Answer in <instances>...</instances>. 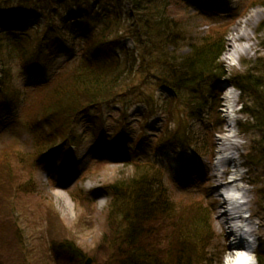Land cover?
Returning a JSON list of instances; mask_svg holds the SVG:
<instances>
[{
    "label": "trees",
    "instance_id": "obj_1",
    "mask_svg": "<svg viewBox=\"0 0 264 264\" xmlns=\"http://www.w3.org/2000/svg\"><path fill=\"white\" fill-rule=\"evenodd\" d=\"M189 5L187 0H0V88L8 75L9 62L18 59L34 75L43 69L44 62L65 58L60 51L70 52L60 65H50L54 70L50 82L35 87L26 85L29 93L24 92V100L29 101L31 113L29 129L40 153L50 150L54 139L68 142L77 116L90 108L107 102L131 104L133 101L150 104L152 110L157 108L144 91L145 85L163 91V108L170 109L179 101L188 118H193V109L196 116L201 108L207 107V113L215 111L219 100L214 96L213 84L225 75L220 64L225 50L221 41L224 30L212 29L198 44L184 40L186 33L173 17L171 8ZM262 31L264 22L258 33ZM121 36L128 38L129 43L121 42ZM180 41L189 48L184 54H180ZM260 44L264 50V37ZM245 72L234 79L242 93L243 112L254 126L264 130V56ZM3 97L9 96L4 93ZM244 125L250 128L242 132L251 131V123ZM186 127L187 120L179 122L175 139L184 146L190 141L191 146L193 141ZM170 136L171 133L157 141L164 142ZM258 155L263 157L264 151ZM135 159L131 166L140 173L136 181L128 189L117 181L111 185L113 201L119 204L116 210L119 224L110 228L108 245L105 235L102 238L100 248L107 251V256L101 264H201L200 248L194 247L195 239L190 240V232L181 227L180 222L185 220L171 216L172 207L150 197L153 165L148 160ZM7 161L10 160H0V171L5 170ZM36 161L32 157L31 164L35 165ZM26 177L27 181L20 177H0V264H6L3 246L7 251L14 240L21 247L20 230L3 218L19 197L27 196L24 192L32 184L30 175ZM158 204L159 208L155 209ZM47 219L49 229V219L58 220V217L48 208ZM155 219L162 221L161 226H151ZM190 220L187 223H194ZM167 227L168 233L164 231ZM151 232L156 238L150 239ZM51 242L56 250L58 243L52 239ZM63 243L64 258L58 259L56 250V260L52 262L62 264L71 252L72 257L80 258L77 264H83L84 253L74 244ZM18 250L15 252L20 256ZM93 258L98 259L95 253ZM48 260L51 261L49 255ZM258 263L264 264L262 248ZM17 264L23 262L17 258Z\"/></svg>",
    "mask_w": 264,
    "mask_h": 264
},
{
    "label": "rangeland",
    "instance_id": "obj_2",
    "mask_svg": "<svg viewBox=\"0 0 264 264\" xmlns=\"http://www.w3.org/2000/svg\"><path fill=\"white\" fill-rule=\"evenodd\" d=\"M199 1L207 7L206 11L209 15H203L192 9L185 11L179 6L176 8L172 6L173 17L186 32L184 40L194 44H198L202 39L208 37L207 33L214 22L229 24L221 38L225 50L220 58V64L224 65L223 71L226 73L224 79L235 82L234 79L237 80L235 77L246 73L245 71L254 65L256 66L258 58L264 56V50L260 48L264 31L257 34V29L264 20V0H245L246 5L253 1L247 10L240 7L241 1L244 0ZM13 8H15L14 4ZM243 33V37L234 42L233 37ZM121 42L129 43L128 38L124 36H121ZM179 45L182 51L180 54L189 51L185 42L180 41ZM229 45H233L235 48L247 47V50L237 59H229L226 55ZM177 54L179 55V52ZM50 63L51 61L48 62V64ZM7 68H9V71H6L8 75L3 79L2 87L9 97L3 99V96H0V160L8 158L10 161L6 162L5 170L0 171V177H20L22 181H27L26 175L29 174L32 185L27 188L28 191L24 192L27 196L19 197L12 204V209H7L8 213L3 218L4 222L7 220L11 222V227H18L21 240V247L14 240L7 251L4 250L6 246H3L2 252L6 264H17V258L23 264H54L52 261L56 260L57 252L58 259L64 258L66 254L63 241L74 244L84 253L85 257L82 258V263L87 257L93 258L94 253L98 259L95 261L93 258L91 264L104 263L107 251L100 248L102 238L105 235L107 243L111 236L110 228L119 224V218L116 216L118 201H113V191L106 187L117 181L128 189V186L132 185L140 175L133 170L131 165H128L125 156L135 152L138 132L143 129L146 131H144L143 152L140 153L141 160H149L155 167L156 171L151 172L154 175L151 181L157 183L163 192L156 193L154 199H157L158 202L165 196L178 209H182L187 204V198L195 195V192L204 195L210 211L208 212L206 206L204 209L193 212L178 211L181 219L185 220V223L180 222L181 227L190 232V240L195 239V248L196 245H201V264H222L225 256L222 250L225 249V243H230L232 238L229 237L224 241L223 235L227 230L221 231L217 225V214L213 211L214 205L211 200L215 199L217 195L209 178L215 172L213 165L216 161L213 158L216 155L218 143L221 142L219 138L223 137V132L229 130L225 121L227 113L224 108L217 111V117L214 114L209 115V112L204 114L202 109L196 116V110L193 109L191 116H196V119L188 118L185 107L180 106L179 101H176L170 109L169 107L163 108L161 105L164 100L159 99L163 97V91L160 89L155 91L154 87H150L151 85H145L144 91L151 96L150 101L157 107L153 117L149 118V121L151 120V122L148 121L149 126L143 127L140 123L134 122V116L145 111L146 106L143 104L141 107L135 106L137 108L127 109V113L130 114L127 118L129 124L124 128L121 142L112 143L110 139L105 138L101 144L100 139H91L88 137L89 129L92 130L94 125H101L105 137H108L112 131L118 130L115 119L120 117V113H117L116 110L122 108V105L116 102L109 103L104 105L101 110L89 111V115L81 114L78 117L75 133L79 135L82 132L81 134H83L86 130L79 146L72 147V150L67 149L68 147H61L64 149L62 153H58L56 156L51 154L52 157L42 161L39 166L32 165V157L39 155L40 151L36 147L33 136L25 127V120L29 121L25 104L17 105L12 100L16 96L24 98V85L31 81L14 61L9 62ZM225 85H228V88ZM231 86L232 84L228 81L214 86L215 93H220L222 104H224ZM6 100H12L8 102V105L11 106L13 113L3 111L4 105L7 103ZM168 109L171 111L170 113ZM13 116L16 118L14 121H12ZM214 117L217 118V124H220V135L218 131H216L217 134L213 131L211 121L214 120ZM240 117L237 118L239 124L236 125L235 130L238 131L244 148L243 163L248 171L246 181L251 184L248 185L252 190L250 194L251 207L253 206V210L257 212L253 223L264 224L263 215L259 213V211H264V196H258L261 193L260 190L258 191V187L264 191V156L258 155L264 151V130L254 126L255 124H252V120L246 115ZM89 119L93 121L92 126L88 123ZM178 119L183 122L187 120L186 132L190 134L195 149L202 155L197 156L192 149L188 150L190 141L186 143V146L181 144L185 149L182 152L177 149L179 145L173 142L174 144L166 143L154 153L153 147L156 138L163 137L165 139V135L174 133ZM143 123L145 125L144 121ZM247 123H251V131L241 134L240 130L245 131L250 128L244 125ZM213 144L215 152L214 156L210 157ZM258 160L260 161L258 162ZM80 189L84 193L78 194L77 191ZM257 192L258 194H256ZM220 203H222L221 200L217 205ZM48 208L54 216L58 217V220L49 219L51 221L49 229ZM158 208L159 204L155 209ZM218 210L221 211V208L219 207ZM109 215L111 216L108 217ZM199 217L201 220L198 221ZM189 218L194 223H187ZM155 220L151 221V226H161L162 221ZM183 224H186L185 229ZM195 224L198 225L194 226ZM202 224L204 227L200 228ZM168 228L164 229L166 233L169 232ZM260 231L261 235L259 234V236L263 237L264 227H261ZM150 235V239L156 238L155 233L151 232ZM8 237L13 239L11 235ZM51 239L58 243L55 246L57 252ZM15 249L20 252V256L16 254ZM70 253H67L66 256L68 264H77L80 258L72 257ZM48 255L51 261L48 260ZM10 259L12 260L10 261ZM66 260H63L62 264H67Z\"/></svg>",
    "mask_w": 264,
    "mask_h": 264
},
{
    "label": "bare ground",
    "instance_id": "obj_3",
    "mask_svg": "<svg viewBox=\"0 0 264 264\" xmlns=\"http://www.w3.org/2000/svg\"><path fill=\"white\" fill-rule=\"evenodd\" d=\"M244 33L243 34H238L236 37H233V40L234 42H237V40L241 37H243ZM229 48L227 49V52H226V55L229 59H236L237 57L240 56V54H242L243 52H245L247 50V47H237L235 48L233 45H229L228 46ZM222 164H224L222 162ZM234 164V163H233ZM235 167H237V163L235 162L234 164ZM237 171L238 170H235L234 174H232L231 176V182L229 183L228 181H226V179L223 177L222 174H219L215 172L210 176V180L211 182L213 183V188H214V191H216V197L215 199H211L212 200V204L214 205L213 207V211L216 212V221H217V225L219 227V229L221 231H224L226 229L229 230V227H228V220L230 222V219H228V214L227 212L225 211H219V207L220 208H223L226 203H225V200L224 198L222 197L221 193L225 190H229V189H233V188H237L238 184H237ZM245 176L242 177L243 180H245ZM239 191H243V194L244 195H249V189L246 188V187H239ZM219 200L222 201V204L219 206L217 205V203H219ZM241 206V205H240ZM239 206V207H240ZM247 209H249L251 211V214H252V217H257V212L255 210L252 209V207L245 203V205L243 206ZM264 217V216H263ZM262 217V218H263ZM264 219V218H263ZM249 225L252 226L254 225L253 221H250L249 222ZM259 227H264V224L262 223H259L258 224ZM252 233L253 234H260L259 231H256V230H252ZM231 234H224L223 237H224V241H226L229 237H230ZM237 251H243V246L241 244H238V243H234V244H231V243H225V249L222 250V252L225 254L224 256V259L222 261V264H225V258L227 255L231 254V255H234Z\"/></svg>",
    "mask_w": 264,
    "mask_h": 264
},
{
    "label": "clouds",
    "instance_id": "obj_4",
    "mask_svg": "<svg viewBox=\"0 0 264 264\" xmlns=\"http://www.w3.org/2000/svg\"><path fill=\"white\" fill-rule=\"evenodd\" d=\"M225 264H256V259L247 252L237 251L234 255L226 256Z\"/></svg>",
    "mask_w": 264,
    "mask_h": 264
},
{
    "label": "water",
    "instance_id": "obj_5",
    "mask_svg": "<svg viewBox=\"0 0 264 264\" xmlns=\"http://www.w3.org/2000/svg\"><path fill=\"white\" fill-rule=\"evenodd\" d=\"M85 264H91V259H87V260L85 261Z\"/></svg>",
    "mask_w": 264,
    "mask_h": 264
}]
</instances>
